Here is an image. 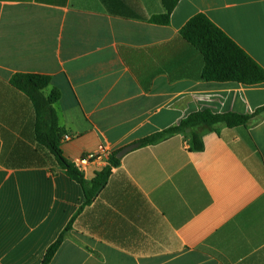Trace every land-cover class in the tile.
Returning a JSON list of instances; mask_svg holds the SVG:
<instances>
[{
    "label": "crops",
    "instance_id": "1",
    "mask_svg": "<svg viewBox=\"0 0 264 264\" xmlns=\"http://www.w3.org/2000/svg\"><path fill=\"white\" fill-rule=\"evenodd\" d=\"M0 0V264H264V113L246 126L200 127L125 155L98 198L38 143L18 73L51 78L64 157L111 154L205 109L253 114L264 83L202 80V54L181 35L206 14L264 68V0ZM104 167L84 171L92 181Z\"/></svg>",
    "mask_w": 264,
    "mask_h": 264
},
{
    "label": "trees",
    "instance_id": "2",
    "mask_svg": "<svg viewBox=\"0 0 264 264\" xmlns=\"http://www.w3.org/2000/svg\"><path fill=\"white\" fill-rule=\"evenodd\" d=\"M180 0H162L164 12L153 16L151 22L167 26ZM182 37L196 48L204 57L202 80L206 82H234L243 85L264 83V68L242 49L224 30L217 26L206 14L198 13L193 16L181 30ZM11 84L24 92L32 101L35 108V133L39 144L46 147L56 158L60 167L68 176L81 184L86 206L94 202L106 187L113 169L120 166L118 152L113 153L108 165L92 181H87L84 172L74 163L69 162L61 148L63 131L59 124L58 112L55 108L60 100V92L56 89L49 93L47 89L51 78L45 75L18 73L11 78ZM264 113V107L253 114L225 113L217 114L210 109L200 110L188 115L178 125L153 134L139 141L140 147L153 145L170 136L184 133L190 139V150L201 152L204 141L200 127L218 131L221 126L235 128L246 126L254 118ZM190 130V133H186ZM73 221L68 225L61 237L49 247L42 264H50L60 248L65 234L71 229Z\"/></svg>",
    "mask_w": 264,
    "mask_h": 264
},
{
    "label": "built area",
    "instance_id": "3",
    "mask_svg": "<svg viewBox=\"0 0 264 264\" xmlns=\"http://www.w3.org/2000/svg\"><path fill=\"white\" fill-rule=\"evenodd\" d=\"M70 140V135H64L62 137V141ZM111 155V151L107 147L101 146L97 152L85 154L75 159L73 163L83 172L91 164H97L100 167L105 168L108 165V161Z\"/></svg>",
    "mask_w": 264,
    "mask_h": 264
},
{
    "label": "water",
    "instance_id": "4",
    "mask_svg": "<svg viewBox=\"0 0 264 264\" xmlns=\"http://www.w3.org/2000/svg\"><path fill=\"white\" fill-rule=\"evenodd\" d=\"M186 133H190V130H187ZM140 147V144L139 143H134L132 145H129V146H126L124 147L122 150H120L117 154V157L119 159H122L125 155H127L129 152L137 149Z\"/></svg>",
    "mask_w": 264,
    "mask_h": 264
}]
</instances>
